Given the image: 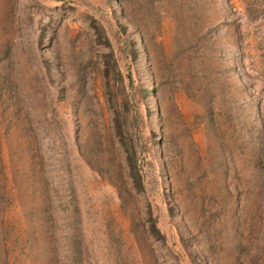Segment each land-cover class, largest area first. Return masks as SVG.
<instances>
[{"label": "rangeland", "instance_id": "rangeland-1", "mask_svg": "<svg viewBox=\"0 0 264 264\" xmlns=\"http://www.w3.org/2000/svg\"><path fill=\"white\" fill-rule=\"evenodd\" d=\"M0 264H264V0H0Z\"/></svg>", "mask_w": 264, "mask_h": 264}]
</instances>
